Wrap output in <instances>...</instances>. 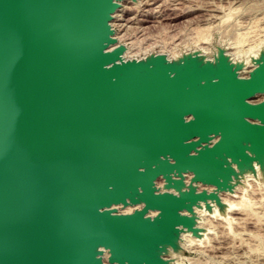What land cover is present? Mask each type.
<instances>
[{
  "label": "water",
  "instance_id": "95a60500",
  "mask_svg": "<svg viewBox=\"0 0 264 264\" xmlns=\"http://www.w3.org/2000/svg\"><path fill=\"white\" fill-rule=\"evenodd\" d=\"M121 1L0 0V264H171L264 170V54L125 58Z\"/></svg>",
  "mask_w": 264,
  "mask_h": 264
},
{
  "label": "rangeland",
  "instance_id": "374dc122",
  "mask_svg": "<svg viewBox=\"0 0 264 264\" xmlns=\"http://www.w3.org/2000/svg\"><path fill=\"white\" fill-rule=\"evenodd\" d=\"M136 1H122L118 16L114 17L116 37L128 46L127 57H139L149 52L176 56L191 49L198 50L199 47L206 48L199 50L210 55L219 47L226 46L228 53L239 59L245 57V54L249 55L248 47L252 45L264 48V0H144L141 4ZM236 41L243 44L240 46ZM242 75L247 76L248 73ZM257 99L259 97H255L254 101ZM246 175L244 173L239 181H235L234 188L240 189L236 195L242 193V198L238 197L239 201L246 195L254 198L244 201L246 212L244 210L239 213L243 207L239 205V209L237 206L234 213L231 212L232 215L228 214L227 219L213 218L211 225L208 224L211 226H208L210 234H205L199 244L190 242L191 234L181 235V248L174 250L177 256L172 257L171 264H264V176L260 174L259 178H255L256 181L254 178L252 181ZM247 180L250 184L256 182L257 186L249 190ZM258 186L261 187L256 190L254 187ZM253 189L255 191L252 194ZM248 190L250 194L246 193ZM255 201L258 205L253 203ZM135 208L139 206H132V211ZM212 221L217 225L224 222V225L222 228L221 224L219 228L217 225L213 228ZM235 222L239 223L236 225Z\"/></svg>",
  "mask_w": 264,
  "mask_h": 264
},
{
  "label": "bare ground",
  "instance_id": "6f19581e",
  "mask_svg": "<svg viewBox=\"0 0 264 264\" xmlns=\"http://www.w3.org/2000/svg\"><path fill=\"white\" fill-rule=\"evenodd\" d=\"M122 1H124V3H125V1H129L128 3H133L132 1H136V0H122ZM121 1V2H122ZM144 0H137L136 1V3H138V4H141L142 2H143ZM148 1V0H147ZM146 1V2H147ZM155 1V0H154ZM154 1H151V2H154ZM145 2V3H146ZM156 2H158V1H156ZM121 4V3H120ZM149 4H151V3H149ZM155 4V3H154ZM136 5V4H135ZM135 5H134V7H135ZM147 6V5H146ZM133 7V8H134ZM121 8V5H120V7L117 9V11L114 13V17L116 18L117 16H118V14H117V12L119 11V9ZM130 9V8H129ZM122 11V10H121ZM137 11H139L138 9H137ZM136 11V12H137ZM228 16V15H227ZM142 20V19H141ZM112 26L114 27L115 26V23H114V19L112 20ZM115 28V27H114ZM116 30V29H115ZM117 32V31H116ZM202 32V31H201ZM264 34V33H263ZM115 36H116V33H115ZM201 36V35H200ZM205 37H207V36H205ZM117 39H118V37H116ZM203 39V38H202ZM261 39V38H260ZM241 41H242V39H241ZM246 41V40H245ZM257 41V40H256ZM255 41V43H257ZM258 41H259V39H258ZM262 41H264V37H263V40ZM243 42H244V40H243ZM243 42H242V44H243ZM260 42V41H259ZM118 43H123V42H120L119 40H118ZM236 43L238 44V42L236 41ZM241 43V42H240ZM238 44V45H242V44ZM245 43V42H244ZM261 43V42H260ZM259 43V44H260ZM123 44H125V43H123ZM258 44V43H257ZM126 45V44H125ZM252 45V44H251ZM239 46V47H240ZM255 46H257V47H255ZM238 47V46H237ZM220 48H223L225 51H226V54L231 58V60L233 61V62H235V63H241L242 65H243V68L239 71L240 72V75H242V73H250V71L254 68V66L256 65V59H258V58H260V56L262 55V54H264V48H260L258 45H254V47H253V45L252 46H250V47H248L249 48V51H248V54L249 55H247L246 56V54H245V57H240L239 59H235L231 54H229L228 53V51H227V49H226V46H223V47H219L218 48V50H216V51H214V53H211L210 55H208V54H206V53H204V52H202V50H199V49H206V48H202V47H199L198 48V50H194V49H191V50H189V51H185V52H181V53H179L178 55H176V56H169L168 54H166V53H164V54H166L167 56H168V58L170 59V60H174V59H179V58H181L182 56H184L185 54H190V53H196V52H198L202 57H204V59H209V60H215V58H216V56L218 55V52H219V50H220ZM248 50V49H247ZM127 51H128V46L126 45V52H125V54H124V57L125 58H137V59H143V58H146L148 55H150V54H152V53H162V52H149V53H147V54H144V55H142V56H139V57H127L126 56V53H127ZM246 51V50H245ZM247 52V51H246ZM243 53V52H242ZM245 53V52H244ZM251 69V70H250ZM243 76V75H242ZM248 76V75H247ZM256 97H259V99H257V100H255V101H259V100H262V99H264V93L263 94H259V95H257ZM254 165H255V167H256V170L255 171H253V170H248L246 173H247V177H249V178H251L250 180H252V178H254V180L256 181V179L255 178H259V175L261 174V175H263L264 176V170H262L261 169V167H260V165L257 163V162H255L254 163ZM245 173V174H246ZM256 173H257V175L258 176H256ZM191 176H192V174L191 173H189V174H186V182L187 183H189V181H190V178H191ZM248 182H249V180H247ZM253 181V180H252ZM254 181V182H255ZM244 183H245V180L243 181ZM252 184H250V182H249V184L250 185H252L251 186V188L248 186V188H249V190L250 189H252V187L255 185V186H257V183L255 182V184L253 183V182H251ZM157 184H158V186H160V187H162L163 186V184H164V181H163V179L161 178V179H159L158 181H157ZM259 184V183H258ZM247 185V184H246ZM245 185V186H246ZM199 186V189H203V188H207L209 191H211V190H214V186H212V185H203V184H199L198 185ZM242 187V186H241ZM247 187V186H246ZM261 187V186H260ZM260 187L258 186V187H254L255 189L257 188H259L260 189ZM263 188V187H262ZM256 189V190H257ZM240 189H238V190H233V191H229V190H227V191H223V192H221V195H222V201H223V203H224V207L223 208H221V207H219L215 202H211L212 203V206H213V209L212 210H208V209H206V206H205V203L204 202H202V206H201V208H198V207H196L195 208V210H196V213H197V219H198V226L200 227V233H199V235H194L192 232H189V231H187V230H185L183 233H182V236L184 235V234H191L192 236V239L190 240V242L193 244L194 242H197L198 244L200 243V241L202 242V240L204 239V235L205 234H210V232H209V227H211V226H209L208 224H210V222H211V220H213V218H217V219H227L228 218V214H230V215H232L231 214V212H233L234 213V211L233 210H235L236 209V207L239 209V205L240 206H243L242 208H240V210L238 211L239 213H240V211H243L244 212V210H245V212H246V209H247V205H246V203L244 202V201H246V199H251V195H248L249 196V198L247 197V195L246 196H244L243 197V199H241L240 201H239V199L240 198H242V197H240L241 195L240 194H242V193H240V194H238V195H236L237 194V191H239ZM249 190H248V192H246V193H251L252 192V194L254 193L253 191H255L254 189L251 191V192H249ZM241 192H242V190H241ZM261 192V191H260ZM259 192V193H260ZM262 194V193H261ZM262 195H264V194H262ZM237 196V198L236 199H238V197H240L238 200H236V199H234L235 197ZM247 197V198H246ZM260 197V196H259ZM234 199V201H233V199ZM253 198V197H252ZM237 202H236V201ZM252 200V199H251ZM253 200H254V198H253ZM257 200V199H256ZM261 200H262V198H261ZM250 202V201H249ZM252 202V201H251ZM256 202V201H255ZM255 202H253L254 204H257V202L255 203ZM260 202V201H259ZM248 203V202H247ZM261 203V202H260ZM250 205H251V203H249ZM248 204V205H249ZM244 205H246V207L244 206ZM258 205V204H257ZM132 206H134V207H137V206H139V208L141 207V205H132V204H130V205H128V206H124L123 204H118V205H114V207L115 208H122L123 210H121V211H119L120 209H118V211L119 212H125V213H129V212H131L132 211ZM252 206V205H251ZM246 209H245V208ZM249 207V206H248ZM244 208V209H243ZM136 209V208H135ZM134 209V210H135ZM237 209V210H238ZM243 209V210H242ZM259 209V208H258ZM133 210V211H134ZM236 210V211H237ZM251 210V209H250ZM252 211H253V209H252ZM258 212V211H257ZM256 212V213H257ZM156 212H154V211H151L150 212V214H152V215H154ZM236 214V213H235ZM249 214V213H248ZM254 214H255V212H254ZM247 215V214H246ZM264 215V214H263ZM233 217V216H232ZM264 217V216H263ZM230 218H231V216H230ZM229 218V219H230ZM246 218V217H245ZM244 218V219H245ZM259 218V217H258ZM261 218V217H260ZM232 219V218H231ZM233 219H236V218H233ZM242 219V218H241ZM239 220V219H238ZM243 220V219H242ZM223 221V220H222ZM231 221H233V220H231ZM234 221H236V220H234ZM244 221H247V220H244ZM214 221H212V223H213ZM220 222V221H219ZM224 223V222H223ZM222 223V224H223ZM231 223V222H230ZM237 222H235V224H236ZM239 223V222H238ZM237 223V224H238ZM215 222L212 224V227L213 228H216L217 226V228H219L220 227V224H221V222L220 223H218L219 225H217V224H215ZM222 224H221V228L223 227L222 226ZM233 224V223H232ZM236 224V225H237ZM250 224V223H249ZM260 224H261V222H260ZM211 225V224H210ZM215 227H214V226ZM217 225V226H216ZM224 225V224H223ZM209 226V227H208ZM230 227V226H229ZM225 228H226V226H225ZM234 228V227H233ZM232 228V229H233ZM231 229V230H232ZM236 229V228H235ZM210 230H211V228H210ZM212 230H214V229H212ZM218 230V229H217ZM216 230V231H217ZM241 230V229H240ZM220 231V230H219ZM223 231V230H222ZM212 232H214V231H212ZM214 234V233H213ZM256 234V233H255ZM261 235V234H260ZM256 236V235H255ZM259 237V236H258ZM261 239V238H260ZM259 240V239H258ZM196 245V244H195ZM210 247V246H209ZM251 248V247H250ZM255 248V247H254ZM259 249H260V247H259ZM255 250V249H254ZM214 251V250H213ZM252 251V250H251ZM260 251V250H259ZM166 256L168 257V258H170V260L172 261V257H176L177 256V254H176V252L173 250V249H169L168 250V252H167V254H166ZM107 257V255H105V258Z\"/></svg>",
  "mask_w": 264,
  "mask_h": 264
}]
</instances>
